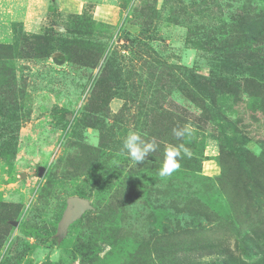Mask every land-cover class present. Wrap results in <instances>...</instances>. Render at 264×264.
<instances>
[{
	"label": "rangeland",
	"instance_id": "374dc122",
	"mask_svg": "<svg viewBox=\"0 0 264 264\" xmlns=\"http://www.w3.org/2000/svg\"><path fill=\"white\" fill-rule=\"evenodd\" d=\"M247 12L264 0H0V264H176L178 215L185 237L232 247L203 262L264 264V50L243 44ZM130 131L155 140L141 164ZM80 193L92 209L65 224Z\"/></svg>",
	"mask_w": 264,
	"mask_h": 264
},
{
	"label": "trees",
	"instance_id": "16d2710c",
	"mask_svg": "<svg viewBox=\"0 0 264 264\" xmlns=\"http://www.w3.org/2000/svg\"><path fill=\"white\" fill-rule=\"evenodd\" d=\"M238 19L240 20L239 22H237L238 25H236V27H240V30L242 32L241 35H242L243 44L245 42L249 49L257 48L259 49V52H262L264 50V12L256 13V14H251L250 12H247L245 14L240 13L239 15L234 16V21H237ZM195 184L196 181L193 180L192 187L196 186ZM118 193L125 195L126 193H128V190L123 192L121 190ZM79 196L83 197V194L80 193ZM118 208H119L118 205L115 204L112 205L108 203L105 209H112L113 214L115 215ZM102 213H104V211ZM177 218H178L177 232L181 236L180 238L181 241L178 239L176 243L177 250L175 251V259H174V261H176V264H188V262L192 264H211L210 262H203V258L211 257L213 255H219V254L224 257H228V256L229 258L233 257V254H231L232 247L230 246L225 247L223 243L213 244L214 243L213 241H209L206 243L205 241H201L202 238L198 239L197 237H195L193 239L192 236H189L188 238L185 237V234L189 233L185 231V229L187 230V227L189 226L190 223H187L184 229L183 226L184 224H182L183 218H181L179 215L177 216ZM204 220L205 219H203V221ZM197 229L202 231L203 225L202 227H199V225H197ZM104 232H106V230ZM109 232L105 233V236L108 235ZM244 241L245 240L243 234L242 232H240L239 240L237 242L242 244L244 243ZM229 253L230 255H228ZM157 257L159 258V256ZM222 264H226V263L224 262Z\"/></svg>",
	"mask_w": 264,
	"mask_h": 264
},
{
	"label": "clouds",
	"instance_id": "9594fccd",
	"mask_svg": "<svg viewBox=\"0 0 264 264\" xmlns=\"http://www.w3.org/2000/svg\"><path fill=\"white\" fill-rule=\"evenodd\" d=\"M193 133L191 125H184L173 129V135L177 138L190 137ZM123 148L127 151L131 160L141 164L149 156V153L155 151L156 144L153 139L146 141L136 131H130L123 142ZM183 156H190V150L182 143L179 146L170 145L164 151V159L159 168L158 175L163 178L172 175L180 167V159Z\"/></svg>",
	"mask_w": 264,
	"mask_h": 264
},
{
	"label": "water",
	"instance_id": "95a60500",
	"mask_svg": "<svg viewBox=\"0 0 264 264\" xmlns=\"http://www.w3.org/2000/svg\"><path fill=\"white\" fill-rule=\"evenodd\" d=\"M43 169H40V174H42ZM70 204L72 209L66 213L64 223L76 220L79 216L83 215L87 210L92 209L91 201L87 198L80 196H73L70 198Z\"/></svg>",
	"mask_w": 264,
	"mask_h": 264
}]
</instances>
